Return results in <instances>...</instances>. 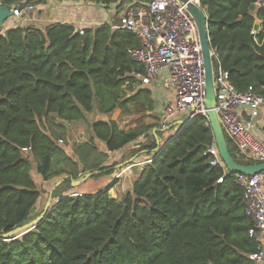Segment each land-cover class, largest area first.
Wrapping results in <instances>:
<instances>
[{
    "label": "trees",
    "instance_id": "trees-1",
    "mask_svg": "<svg viewBox=\"0 0 264 264\" xmlns=\"http://www.w3.org/2000/svg\"><path fill=\"white\" fill-rule=\"evenodd\" d=\"M88 1L123 8L150 0ZM201 5L211 47L232 83L240 92L253 86L264 96V0H201ZM140 45L135 34L112 30L108 22L84 34L61 22L18 25L0 34V236L30 222L36 210L42 190L34 167L44 181L67 176L35 228L0 238V264H255L243 188L236 174L211 165L207 150L215 136L204 117L185 123L159 148L154 129L158 136L166 131L160 123L121 129L112 119L92 124L91 138L75 149L77 160L61 146L64 121L117 108L127 112L137 102L148 103L151 117L156 100L151 89L141 87L136 74L144 69L130 55ZM141 139L135 155H150L151 161L122 198L108 189L60 193L82 172L112 174L105 165L110 155L96 140L117 152ZM227 141L237 162L254 163Z\"/></svg>",
    "mask_w": 264,
    "mask_h": 264
},
{
    "label": "built area",
    "instance_id": "built-area-1",
    "mask_svg": "<svg viewBox=\"0 0 264 264\" xmlns=\"http://www.w3.org/2000/svg\"><path fill=\"white\" fill-rule=\"evenodd\" d=\"M190 1L201 5V0ZM35 10V5H29L21 12L15 10L14 17L28 16ZM104 23L106 21L100 25ZM110 25L112 30L133 33L140 40L141 45L132 49L130 55L144 69L143 73L136 74L141 85L151 87L161 81L165 89L172 91L173 100L161 108L162 128L180 115L191 120L204 117L210 124L205 104V63L199 31L185 4L179 0H150L139 6L128 5L119 19ZM78 31L84 34L85 29ZM212 56L213 61L217 60V66L214 65L215 110L224 133L246 159L263 162L264 141L255 137L253 129L264 106V96L257 94L253 86L245 92L238 91L213 48ZM242 108L246 111L242 112ZM207 154L212 156V166H221L225 175L229 173L216 142L208 148ZM223 179L221 177L218 182ZM236 180L244 191L246 215L253 221L249 234L256 241V250L250 254V259L255 264H264V171L253 175L236 173Z\"/></svg>",
    "mask_w": 264,
    "mask_h": 264
},
{
    "label": "rangeland",
    "instance_id": "rangeland-1",
    "mask_svg": "<svg viewBox=\"0 0 264 264\" xmlns=\"http://www.w3.org/2000/svg\"><path fill=\"white\" fill-rule=\"evenodd\" d=\"M39 4H41V3H39ZM39 4H37V5H39ZM121 10H122V6L121 7L116 6V12L120 13ZM6 26H4L3 30L6 29ZM160 93H161V95H159ZM153 96L157 99L156 96H171V95L168 92H166L165 90L159 89V90H154ZM166 102H168V97H165L162 99L159 97V99H157V101H156L157 108L155 110H153V112L150 111L152 114L151 117L147 116V114H146V112H148V110H147L148 103L147 102L133 103L130 105V109L127 112H124L121 110V108H119L121 110V113L117 116L119 127L122 126L125 129H129L130 127H134V126L136 127V126H139L142 124H147L149 122L160 123L161 108L164 104H166ZM115 115H116V112L112 116H115ZM98 116H99L98 113H91V114L87 115L86 123L85 122H84V124L82 123L83 131H81V137L85 136L86 139H89L90 128H91L90 121L92 122V121L96 120L98 118ZM177 118H178V116L174 117L173 119L170 120V122H168V124H167L168 129H166V131H164V133L161 134V136L158 137L155 135L156 139L160 140L161 146L165 143V141H167L169 139V137L172 134H176L180 130L182 124H176L175 123L176 122L175 120ZM52 119H55L54 121H56V122H58L60 120V119H57L55 116H52ZM76 122H79V121H76ZM47 123H49V122H47ZM63 124L65 126H63L59 132L62 131V133L66 137L64 138V142L60 143V144L67 151L68 154H70L72 157H74L77 160V157L75 155V149L78 146V144H80L82 141V138H80L78 136V133H79L78 129L79 128L73 127L72 128L73 134L71 135L69 130L66 128V122L65 121L63 122ZM163 130H165V129H163ZM141 140H143L142 142H144L145 139H141ZM77 141H79L80 143H78ZM134 144L136 145L137 143H134ZM104 147L105 146L103 144L100 145V148L104 149ZM138 148H139V145L135 149L127 151L128 153L127 152H121V151H119L118 153H115L116 156L114 157V160H110V161H107L105 163V165H110V167L112 168L110 170L112 172V174L95 176V173H93V172H82L79 175V179L76 180V182H78L76 185H74V186L72 185V188L67 189L68 190L67 192H66V188H68L69 186L63 185V188L61 187L60 193L64 192V194H66V193L95 194V193L99 192L100 190L108 189L111 196L122 198L124 193L132 190V188L134 186L133 180L139 178L140 173H141L143 166L145 164L143 162L146 161V159H147V158L144 159L143 155H137L136 157H138V158L135 157L132 160V162L126 161L129 158H132L133 156H135V151ZM25 153L29 154L28 151H26ZM121 153H123V154L121 155ZM125 161H126V163H124ZM33 162L35 163V161H33ZM120 163H121V166H119ZM129 168H131V170H133L132 179L130 180L129 178H127V179H124L121 181L118 180L117 177L122 176V178H126L125 177L126 175H123V174ZM35 174L37 175V173H34V175ZM88 174H91V175L87 176ZM61 179L62 178H58L56 180V184ZM38 180H39V178H38ZM37 185H39V184H37ZM59 186H62V185L60 184ZM38 187L40 190H42V194L44 193V191H46V190H43V188L40 185ZM53 188H55V187H53ZM56 200L57 199H53V198L51 200H49L48 197H46L44 201L42 200L41 204L36 208V210H35L34 214L32 215L30 221H32L33 219L40 216V214L44 211V209H45V207L49 201L51 202V204H50V207H51L56 202Z\"/></svg>",
    "mask_w": 264,
    "mask_h": 264
},
{
    "label": "crops",
    "instance_id": "crops-1",
    "mask_svg": "<svg viewBox=\"0 0 264 264\" xmlns=\"http://www.w3.org/2000/svg\"><path fill=\"white\" fill-rule=\"evenodd\" d=\"M128 5L129 4H126L125 6H123L120 13H118V12H116V6H118V4L105 6V5L92 3L91 1H88V0H46L45 3L35 5L36 10L33 14L28 15V16L10 18L5 24V26L6 25L7 26H6V29L3 30V33H5L8 29L13 28V27L18 26V25L23 26V27L36 26L39 28H44L45 26H47L51 23H54V22L71 24V25L75 26L77 28V30H79L81 28H84V29L95 28V27L100 26V23L102 21H106L108 23L117 21L119 19V17L121 16V14L123 13L124 9ZM141 87L149 88L152 90L153 93H154V90H159V89L165 90L171 96H156L157 99H159V97L161 99L168 97V102L173 100L172 91L165 89L162 86L161 81L155 86L145 87V86L141 85ZM159 95H161V93ZM154 99L157 101V99L155 97H154ZM241 110H242V112H244V111H246V108H242ZM115 112H116V115L112 116ZM114 113L113 112L111 114H99L98 113L99 116L96 120L107 121L109 119H112V120H116L118 122L117 116L121 113V110L119 108H117L114 111ZM149 114L150 113L148 112L147 115H149ZM183 119H186V116L180 115L175 120L176 121L175 123L179 124L180 121ZM96 120H94L92 122L90 121L91 126ZM59 122H61V120H59L58 123ZM84 122L86 123V120L79 121V122H66V128L69 130L71 135L73 134V132H72L73 127L79 128L78 129V131H79L78 136L80 138H82L81 143L87 142L91 138V135L93 134V129L91 127L89 139H86L85 136H83L84 138L81 137V131H83L82 123L84 124ZM120 128L125 129L122 126ZM253 133H254L256 138H258L261 141H264V106L261 107L260 114H259L258 118L255 119V128L253 129ZM141 141H143V140L136 142L137 143L136 145L134 143H131L128 146H126L124 149L119 150V151L127 152V151H130L132 149H135L136 147H138V143ZM77 142L80 143L79 141H77ZM165 142H167V141H165ZM96 143L98 144V146L100 148V145H102V143L99 142L98 140H96ZM100 149L103 150L104 152H107L110 155L108 161L114 160V157L116 156L115 153L119 152V151L108 152L105 147H104V149H102V148H100ZM122 154L123 153H121V155ZM137 155H140V154L138 153L126 161L132 162V160ZM142 155H143L144 159L150 157V155H146V154H142ZM136 158H138V157H136ZM126 161L124 163H126ZM119 166H121V163L119 164ZM33 172L37 173V169L35 167H34ZM34 173H33V176H34L36 183L39 184L43 188V190H46L41 195V197H40V199L36 205V208H37L41 204L42 200L44 201L46 197H48L49 200H51L53 198L52 193L55 190V188H53V187H55L57 179L50 180V181H44V180H42V177L38 173H37V175L36 174L34 175ZM132 173H133V170H131V168H129L123 174V175H126L125 176L126 178H122V176H121V177H117V179L121 181V180L129 178L131 180L132 179ZM38 178H39V180H38ZM136 180L137 179L133 180V184Z\"/></svg>",
    "mask_w": 264,
    "mask_h": 264
},
{
    "label": "water",
    "instance_id": "water-1",
    "mask_svg": "<svg viewBox=\"0 0 264 264\" xmlns=\"http://www.w3.org/2000/svg\"><path fill=\"white\" fill-rule=\"evenodd\" d=\"M46 0H21L17 1L13 4L9 5H3L0 3V34H3V29L6 24V22L14 17L15 10H18L21 12L25 7L33 4H37L40 2H43ZM179 2L186 5L187 10L192 15L200 36L201 46H202V53L205 63V76H206V98H205V104L208 109V116L210 121V126L213 130L214 136H215V142L218 146L221 159L227 168L228 172L230 174H236V173H242L247 175H253L259 172L264 171V161L263 162H254L251 164H241L237 162L234 157L232 156L229 148V144L227 141V137L224 133V130L221 126V123L218 118V114L215 110L216 107V91H215V85H214V61L212 56V47H211V41H210V34L208 30V15L205 10V8L201 5L195 4L191 2L190 0H179ZM262 27V21L260 19H256L255 25H254V31L259 32ZM200 117V116H197ZM191 119L186 118L180 121L179 124H182L181 128L184 126L185 123L189 122ZM180 128V129H181ZM163 129H168L163 128ZM157 128L154 129V134H156ZM172 141V138L169 139L167 142H165L163 145L168 144ZM158 148L161 146L160 140L157 139ZM162 145V146H163ZM91 174H88L87 176H90ZM67 176L62 178L55 186L58 187ZM78 182L73 181L72 185H76ZM51 202L49 201L44 209V211L38 216L37 218L33 219L32 221L17 227L13 231L4 234L3 236H0V238L9 239L11 237H18L23 235L24 233H27L28 231L35 228L37 223L44 218L46 212L50 208Z\"/></svg>",
    "mask_w": 264,
    "mask_h": 264
}]
</instances>
